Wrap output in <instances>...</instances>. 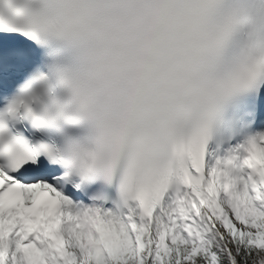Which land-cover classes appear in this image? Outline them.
Returning <instances> with one entry per match:
<instances>
[{
	"label": "snow or ice",
	"instance_id": "1",
	"mask_svg": "<svg viewBox=\"0 0 264 264\" xmlns=\"http://www.w3.org/2000/svg\"><path fill=\"white\" fill-rule=\"evenodd\" d=\"M0 264H264V0H0Z\"/></svg>",
	"mask_w": 264,
	"mask_h": 264
}]
</instances>
